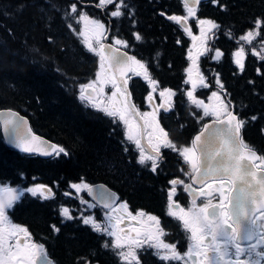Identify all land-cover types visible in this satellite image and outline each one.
I'll return each mask as SVG.
<instances>
[{"label": "trees", "instance_id": "trees-1", "mask_svg": "<svg viewBox=\"0 0 264 264\" xmlns=\"http://www.w3.org/2000/svg\"><path fill=\"white\" fill-rule=\"evenodd\" d=\"M127 2L134 6L133 27L125 36L129 51L145 62L162 89L175 92L173 111L162 122L167 127L174 124L178 131L175 136L170 129L172 140L189 139L202 115L188 102L185 91L188 40L168 19L173 13H182L184 4L181 0ZM74 3L0 0V108L18 110L37 133L68 153L51 158L23 154L5 144L0 130V184L25 188L39 183L54 189V198L49 200L25 193L10 215L29 229L34 241L44 245L55 264H121L115 250L104 246L110 244L109 237L83 223L81 217L89 211L74 205L64 193L72 181H102L132 206L156 211L162 209L168 172L154 175L146 171L133 158V148L125 143L120 124L79 98V86L94 77L99 57L83 45L73 29L81 12L94 10L78 4L77 12L71 13ZM212 8L228 33L217 31L221 37L210 42L201 69L209 82L219 77L223 90L246 119L244 139L264 152V59L254 70L247 52L241 71L232 55L240 34L258 16L264 20V0H219ZM130 25L127 22L126 28ZM134 32L140 40L134 38ZM216 48L223 55L219 61H211V51ZM141 88L147 90L144 83ZM170 166L169 172H174ZM64 205H69L73 219L60 215ZM153 252L144 250L140 264H181L161 261Z\"/></svg>", "mask_w": 264, "mask_h": 264}, {"label": "snow or ice", "instance_id": "snow-or-ice-1", "mask_svg": "<svg viewBox=\"0 0 264 264\" xmlns=\"http://www.w3.org/2000/svg\"><path fill=\"white\" fill-rule=\"evenodd\" d=\"M113 3L114 0H99L97 6L104 7ZM183 3L186 15L168 17L182 26L187 24L189 18L196 16L199 0H183ZM122 7L123 0H120L115 4L111 15L121 16ZM70 12H77L76 4L70 6ZM78 22H87L93 26L91 29L82 28L78 35L83 37L85 47L99 57V69L95 73V79L79 86V98L125 125V138L135 144L139 152L138 163L141 165L150 162L151 170L157 171L162 162V149L178 152L188 165V171H184L183 175L188 177L189 183L179 178L169 181L171 187L167 196V208L168 215L177 219L188 233L189 244L181 253L176 244L163 239L168 233L161 227L157 216L142 209L133 214L127 202H119L114 193L98 197V203L106 210V224L91 215L82 216L83 223L90 225L93 231L105 233L112 238L110 244L106 242L104 246L116 250L115 254L121 264H140L139 251L145 246L153 249V254L164 262L264 264V156L258 155L252 146L244 142L241 137L244 121L229 110V105L220 92L213 91L207 103L194 95L198 86L208 87L205 76L198 69L197 61L209 51L206 46L209 33H214L219 25L210 19L197 20L203 51L198 49L194 56L190 50L188 59L191 64L185 69V83L192 86L186 92L189 103L202 109L204 116L213 117V122L211 125L204 124L200 134L192 139L191 146H178L160 125L157 119L158 109L140 112L130 103L131 94L127 89L129 74L143 75L153 91L156 90L158 82L151 78L148 66L136 56L121 52L119 47L113 46L127 47L125 40L114 37L113 45L103 44L107 29L99 20L90 19L86 13L81 12ZM262 27L264 20L257 19L253 29L239 39L251 44L261 35ZM184 31L194 42L197 41L198 38L192 35L190 28L185 26ZM135 38L140 40L141 36L136 34ZM252 51L254 55L258 54L255 49ZM222 55L217 49L212 59L219 60ZM232 55L234 63L243 71L246 56L244 47H240ZM109 84L112 87L111 96L107 97L110 103H105L104 88ZM216 84L223 90L224 86L218 76ZM91 93L96 96L93 97ZM159 95L161 98L167 97V111L172 107L171 98L175 96V92L164 88ZM147 99L149 102L153 100L152 92H149ZM160 107H164V104ZM8 115L9 118L4 120L5 131L12 133L13 142L21 151L41 152L45 156L68 154L63 147L55 144L47 145L41 150L36 142H47L33 135L30 128L25 130L27 121L22 117L17 118V114L11 111ZM178 186H182L191 197L187 207L174 200ZM70 187L77 193L82 189L92 192V187L83 180L70 184ZM25 193L41 200L52 199L55 195L53 189L45 184L36 183L26 188L0 184V264H53L44 245L32 240L29 229L13 223L9 218L8 210ZM60 215L65 219H73L67 207L60 208ZM144 217L149 224L143 223L141 218ZM125 219L135 221L141 226L125 230L121 227ZM52 227L54 231H59L54 225Z\"/></svg>", "mask_w": 264, "mask_h": 264}, {"label": "flooded vegetation", "instance_id": "flooded-vegetation-1", "mask_svg": "<svg viewBox=\"0 0 264 264\" xmlns=\"http://www.w3.org/2000/svg\"><path fill=\"white\" fill-rule=\"evenodd\" d=\"M75 2H81L86 7H88V5H91V6H94V7L98 8V9H100L101 14L104 16V18L106 20L107 18H109L107 16L108 10L115 9V4L119 3L120 0H114L113 4L106 5L104 7H98L97 6L98 3H99V0H88L87 2L81 1V0H75ZM105 20H102V21H103V24L106 25V28L108 30L109 24H111V22H108L107 20L106 21ZM121 25H122V23H120L119 29L122 30L125 33L128 32V28H126V27L125 28H121ZM189 28L192 29L193 27L190 25ZM156 101L160 102L158 97H156ZM161 104H164V103H161ZM161 104L158 105V112H157V119L158 120H159V113L161 111H163L162 113H167V115H165L166 118L170 115L169 109L167 111H165V107H166L165 104H164V107H160ZM162 118H163V116H161V119ZM160 125H161V123H160ZM162 127L169 133V137H170L171 140H172V135L175 134V136H176L178 134V131L174 129V124H170V127H167V126H165V127L162 126ZM179 128L181 129V125L180 124H179ZM170 129H172L174 134H173V132H171ZM244 130L245 129H243V134H244ZM172 141L174 143H176L178 146H191L190 138L189 139L185 138L184 140H178L177 139V141H174V140H172ZM133 147H134V149H133V158L136 161H138L139 152L135 148V144L134 143H133ZM128 153H129V150H128ZM261 155L264 156V153H261ZM170 165H172V167L175 168L174 172H169V169L171 168ZM144 166L148 168V170H146V171L151 172L154 175H163V174H165V171L168 172V176L166 177V182H165V187H164V191H165L164 197H165V199H164V202H163V205H162V209L154 211V210L148 209V208H146L144 206H132L131 204H129L127 202L125 197H123V199H121V195H120V199L121 200L119 202H127L128 206H129V210L133 214H135V212L137 210H141L142 209L145 212H146V210L149 211V212H146L148 214H152V215L157 216L159 218L160 222H161V227H163L164 230L168 233L166 236L163 237V239L166 241L167 238H170V240H172V242L177 245L178 250L181 253H183L187 249L188 244H189L188 233H186L183 230V228L181 226V223L177 219H175V218H173V217L168 215V208H167L168 200H167V196H168V191H169V189L171 187V185L169 184L170 180H172L174 178H179V179L184 180L185 183H189L190 182L188 180V177L183 175L184 171H188V165L184 162L183 158L178 154V152L173 151L171 149H162V162L160 163L157 171L153 172L151 170V163L150 162H148ZM76 183H78V182H76ZM84 199L87 202V203H84V205H88V206L95 205L91 200L87 199V197H85ZM174 200L177 203H179L181 206L187 207L189 205L191 197L188 195V193H186L184 191L182 186H178L177 187V192H176V194L174 196ZM198 202H203V201H198ZM95 206H97V205H95ZM98 211H99V214L97 213L95 218L97 219V221L102 222L103 217H104V212L106 210L105 209H98ZM141 219H142L144 224H149L150 223V222L147 221L146 217L141 218ZM140 226H141V224H139V223H137L135 221H130L129 219H125L124 224L121 225V227H123L125 230H127L130 227H140ZM152 227L154 228L155 225H152Z\"/></svg>", "mask_w": 264, "mask_h": 264}, {"label": "water", "instance_id": "water-1", "mask_svg": "<svg viewBox=\"0 0 264 264\" xmlns=\"http://www.w3.org/2000/svg\"><path fill=\"white\" fill-rule=\"evenodd\" d=\"M199 1H202V0H199ZM104 44H105V45H113L112 43H109V42H107V41H105ZM113 46H114V47H117V46H115V45H113ZM120 50H121V52H126V51H124V50L121 49V48H120ZM127 53H128V52H127ZM128 54H129V53H128ZM129 55H130V54H129ZM127 89H128V92L130 93L129 88H128V85H127ZM130 103H132L131 100H130ZM9 111L16 113V114H17V118H21V117H22L23 120L27 121V125L25 126V130H27L28 128H30V129H31V132H32L33 135L40 137V138H41V141L47 142L46 144H44V143H40V142H36V145H37L41 150L45 149V148L47 147V145H51V144L58 145L56 142H53V141L49 140L48 138H46L45 136H42V135L36 133V132L32 129V127H31V123H30L28 117L25 116L24 114L20 113L19 111L15 110V109H12V108H0V128H1V132H2L3 138H4V140H5V143H6L8 146H11V147H13V148L17 149L18 151L23 152V153H25V154H36V155H38V156H40V157H42V158L51 157V156H45V155L41 154V152H35V153L24 152V151H21L20 148H18V147L15 146V143L13 142V135H12V133H11L10 131H9V132H6V131H5L4 120H6V119L9 118V115H8ZM231 111L234 113V109H233V108L231 109ZM234 114H235V113H234ZM235 115H236V114H235ZM212 122H213V120H210V121L205 122L204 124H209V125H211ZM203 126H204V125H203ZM200 132H201V130H200L195 136L199 135ZM58 146H59V145H58ZM90 186L92 187V192L89 193V192L87 191V193H88L89 197H90L94 202H96V203H98V197H100V196H102V195H107V194H109V193H114V194L116 195L117 199H118V194H117L114 190L110 189V188H109L106 184H104V183L98 182V183H95V184H91ZM98 204H100V203H98ZM100 205H101V204H100ZM101 206H102V205H101ZM45 251H46V250H45ZM47 254H48V253H47ZM48 258H49V260L53 261L52 258H51L49 255H48Z\"/></svg>", "mask_w": 264, "mask_h": 264}, {"label": "rangeland", "instance_id": "rangeland-1", "mask_svg": "<svg viewBox=\"0 0 264 264\" xmlns=\"http://www.w3.org/2000/svg\"><path fill=\"white\" fill-rule=\"evenodd\" d=\"M122 9H123V7L121 8V11H122ZM115 9H113V11H114ZM83 13H86L87 15H88V17L90 18V19H95V20H98V19H96V17H94V15L93 14H91V13H89V12H87V11H83ZM120 17V16H119ZM118 18V17H117ZM101 23H103V21H100ZM93 26L92 25H90V24H87V22H78V19H76V21H75V31H76V33L78 34L79 33V31L82 29V28H85V29H91ZM105 27H106V25H105ZM80 38H81V41L83 40V37H81L80 36ZM113 40V39H112ZM103 41V40H102ZM83 43V42H82ZM195 49V48H194ZM193 52H195L193 49H192V53ZM190 65V64H189ZM198 66V65H197ZM98 69H99V65H98ZM142 77H143V75H141ZM144 78V77H143ZM93 79H95V76L93 77ZM93 79H91V80H93ZM147 81V80H146ZM89 82V81H88ZM87 82V83H88ZM104 92H105V96H104V100H105V103H110V101H108V99H107V97H109V96H111V93H112V87H111V85L109 84V85H105V88H104ZM211 96V95H210ZM209 96V97H210ZM208 97V98H209ZM198 98V97H197ZM198 99H202V98H198ZM202 100H204L206 103L208 102V99H202ZM87 102V101H86ZM88 103V102H87ZM89 104V103H88ZM6 185H9V186H11V187H13L12 185H10V184H6ZM32 186V185H31ZM31 186H28V187H31ZM14 188H19V187H14ZM70 194L72 195V196H74V198H79V199H81V200H83V194L81 193V191L79 192V193H77L76 192V190H74L73 192H70ZM83 206V208H85L86 210H88V211H93V207H90V206H88V205H82ZM8 215H9V210H8ZM88 215H91V216H94L95 217V214L93 213V212H89V213H87L86 215H84V216H88ZM9 218L11 219V221L13 222V223H15V224H18V223H16L12 218H11V216L9 215ZM106 223H107V220L105 221ZM20 225V224H19ZM111 237H110V242H111ZM35 243H37V242H35ZM39 244V243H38Z\"/></svg>", "mask_w": 264, "mask_h": 264}]
</instances>
